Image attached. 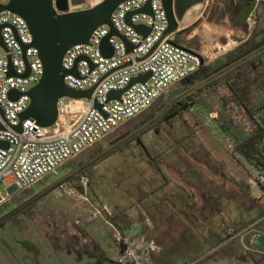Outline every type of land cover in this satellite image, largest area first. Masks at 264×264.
Segmentation results:
<instances>
[{
  "label": "built area",
  "instance_id": "2783aa9c",
  "mask_svg": "<svg viewBox=\"0 0 264 264\" xmlns=\"http://www.w3.org/2000/svg\"><path fill=\"white\" fill-rule=\"evenodd\" d=\"M7 2L0 0V5ZM147 4L150 13L140 11ZM110 23L130 50L119 36L111 35L107 38L111 54L105 56L100 43L111 28L108 24L94 28L86 43L71 46L61 59V68L67 72L63 77L66 87L92 89L90 96H62L57 100V116L51 126L25 119L17 132L19 115L30 102L27 91L39 82L43 66L26 21L15 12L0 10V141L7 143L6 148H0V186H4L0 189V206L14 192L36 185L63 163L144 115L177 84L207 65L198 52L178 42L179 22L176 30L166 33L168 21L162 0H124L110 14ZM248 23L253 24L254 18ZM134 25L148 32H137ZM145 74L149 76L144 81L130 84L133 78ZM11 90L18 96L10 98ZM110 91L120 93L108 98ZM88 186V178L82 175L78 186L67 180L56 187L58 195L88 204L76 224L102 219L117 248V264H155L160 245L144 233H132L117 225L109 207L90 200Z\"/></svg>",
  "mask_w": 264,
  "mask_h": 264
},
{
  "label": "rangeland",
  "instance_id": "374dc122",
  "mask_svg": "<svg viewBox=\"0 0 264 264\" xmlns=\"http://www.w3.org/2000/svg\"><path fill=\"white\" fill-rule=\"evenodd\" d=\"M101 1L83 0V4L76 7L90 8ZM210 1L212 2L211 7L206 6L203 10L201 7H196L190 10L191 13L185 18V24L191 22V25L181 32L183 36L191 32H199L205 35V32L209 31L210 25L213 26L210 30L213 34L216 33L215 29H220V26L217 25L219 23H216V21L219 20L222 12L223 14L226 12V8L223 7L222 0ZM255 15L254 24L259 21L256 25L260 27L262 25L261 7ZM225 25L223 28L229 30L231 25ZM246 25L248 26V24ZM252 25V23H249L248 28L250 29ZM172 90L173 88L155 105L156 107H153L155 109L151 108L144 116L153 113L169 95L177 91ZM260 94V92H257V96L255 90L252 92V101L256 106H260V99L258 98ZM198 97L199 102L191 105L187 111L181 114V117H170L166 121L156 123L157 131L154 129L148 130L149 132L141 134L139 139L146 148L147 154L149 153L148 156H156L155 154H157L156 159L160 162H162V159L159 156L163 154L174 152L180 155L184 154L186 149H189V146H184V144L170 148L169 145L174 141L186 140L188 141L186 145H189L193 143L190 140H195L202 147L206 146V152L209 155L208 175L213 179L212 183L215 182L213 190L219 191V194L225 200H231V198L235 200L237 196L232 194L228 188L230 187V176L232 175L235 179L240 180L241 183V192L239 193L241 217L247 220L245 225L247 226V234L241 240L240 262L243 264L245 256H249L247 264H255L250 259V253H255L257 254L258 263L264 264V227L252 221L251 218L255 215L254 209L257 205L253 202L255 200H249L245 193L247 187L241 190L244 183L243 179H245V183L252 187L250 190L251 195L260 194V198L255 199L258 204L262 203L260 199L264 197V191H262L264 178L261 176V172L248 161L236 146L238 140H243L251 133V122L239 107L228 100V92L224 88L219 87L215 93H208L207 90H204ZM139 118L140 116L124 124L123 127L116 129L93 148L63 163L55 173L46 176L36 185L27 190L14 192L9 201L0 206V217L64 175L79 160L84 159L92 151L105 146L117 134H121L124 128V131H126L137 125L140 121ZM128 145L136 146L137 143L130 141L123 147L126 148ZM260 145H264V140ZM144 148L139 146L140 151H143ZM165 150H168V152ZM142 153L146 156L145 151ZM134 156L127 150L123 152L116 150V152L109 153L84 171V176L86 175L88 178L90 175L88 178L89 185L97 193L100 201L122 209H129L132 203H135L136 192L144 187L141 173L143 171L147 172V168L140 165V159H136ZM214 156H217V159L220 160H215ZM166 160H169V158ZM237 167L238 173L235 172ZM162 170L172 183H175L173 180L177 181L180 178L179 172L168 164L163 163ZM82 174L83 172L78 175L81 176ZM185 187V193L189 194V187L186 185ZM2 188L4 186H0V189ZM201 201L200 195L196 194L193 203L196 204ZM207 201L210 202V199ZM86 208H88L87 203L65 195L60 196L56 188L48 192L25 211L0 224V264H116V246L110 237L109 227L102 219L97 218L89 223L80 222V225L93 235L101 247L99 250L96 248L93 251L95 256L93 254L89 255L91 250L88 249L87 242L78 240L80 238L77 237L78 233L75 230L79 229L77 227L79 224H76L75 221L82 217L87 211ZM224 216L225 219L228 217L226 210ZM225 229L232 233L231 226L225 225ZM212 239L214 237H208L205 244L207 245ZM76 242H79V248L82 246L81 250L75 248ZM186 243L176 242L172 245V250L176 253L177 260L181 264L186 261L187 253L183 251L187 247ZM196 249H201V245L192 247L191 251L195 252Z\"/></svg>",
  "mask_w": 264,
  "mask_h": 264
},
{
  "label": "crops",
  "instance_id": "0c3cea01",
  "mask_svg": "<svg viewBox=\"0 0 264 264\" xmlns=\"http://www.w3.org/2000/svg\"><path fill=\"white\" fill-rule=\"evenodd\" d=\"M222 1L226 12L224 14L222 12L219 20L216 21V23H219L217 25L220 26V29H215V34L212 31V33L210 32L213 27L211 25L205 35L199 32H191L186 36L181 34L191 25V22L185 24V18L191 13L190 10L196 7H201L202 10L206 6L211 7L212 2L210 0H204L202 3L189 8L179 21L178 42L198 52L205 59L207 65L214 61L220 64L226 60L233 49L237 48L244 40H247L254 30L259 32L261 29V26L256 25L259 21L253 23L250 29L248 28V19L256 16L255 14L260 7L258 3L260 0ZM225 24L231 25L229 30L223 28L226 26ZM254 90L256 95L257 92H261L258 88ZM258 98L260 99L259 105L262 107L264 105V95L260 94ZM132 141L136 142L137 145H128L126 148L123 147L117 150L121 152L127 150L130 154L135 155L136 159H140V165L147 168V172L143 171L141 173L144 187L136 192L135 203H132L129 209H122L115 205L110 206L100 201L97 193L89 185L88 196L90 200L95 205L104 204L109 207L113 211V221L125 230L132 233H144L154 239L160 245V251L154 255L155 264H181L177 260L176 253L172 250V245L176 242L186 243V241L187 247L183 251L187 253V256L186 261L182 262L183 264H241V240L247 234V226H244L247 224V220L241 217L240 180L235 179L232 175L230 176V187L228 188L232 194L237 196V199L225 200L219 194V191L213 190L215 182L212 183L213 179L208 175L209 155L206 152V146L202 147L195 140H190L193 143L189 145H186L188 142L186 140L174 141L169 145L170 148L184 144V146H189V149H186L185 153L180 155L174 152L163 154L159 156L162 159V162H160L156 159L157 154H155L156 156H148L149 153L147 154L141 141ZM139 146L144 148L143 151H140ZM144 151L146 156L142 153ZM165 151L168 152V150ZM113 152H116V150ZM217 156L213 158L220 160L217 159ZM167 158L169 160H166ZM163 163L170 165L175 171L179 172L180 178L177 181L173 180L175 183H172L166 177L162 170ZM235 172L238 173V167ZM243 182H246L245 179H243ZM185 185L189 187V194L185 193ZM246 187L247 191L245 190V193L249 200H255L253 202L257 205L254 209L255 215L251 219L254 223L260 224L261 219L264 218V197L260 199L262 203L258 204L255 198L259 199L261 195H251L250 190L252 187L248 185ZM262 188V191H264V187ZM195 190L197 191L195 192ZM196 194L200 195L202 201L195 204L193 202ZM208 199H210V202L207 201ZM225 210L228 212L226 219L224 216ZM225 225L231 226L232 233L226 231ZM77 227L79 229L75 232L78 233L77 237L80 238L78 240L88 243V249L91 250L89 255L93 254L96 248L98 250L101 248L98 241L86 228L80 224ZM211 236L214 239L206 245L208 237ZM199 245H201V249H196L195 252L191 251L192 247H198ZM79 246V242H76L75 248L81 250L82 246L80 248ZM115 249L117 253V248L115 247ZM93 255L95 256V254ZM250 255L252 262L259 264L257 254L250 253ZM248 257L245 256L243 264L249 262Z\"/></svg>",
  "mask_w": 264,
  "mask_h": 264
},
{
  "label": "water",
  "instance_id": "95a60500",
  "mask_svg": "<svg viewBox=\"0 0 264 264\" xmlns=\"http://www.w3.org/2000/svg\"><path fill=\"white\" fill-rule=\"evenodd\" d=\"M122 1L124 0H102L96 5L85 9L76 7L82 5L83 0H8L7 4L0 5V10L7 9L15 12L26 21L33 37L32 45L37 48L43 66V74L39 82L27 91L30 102L28 107L19 115V123L15 127L17 132L21 131V122L25 119L34 120L39 126H51L55 122L57 116V100L62 96L76 99L88 98L90 96L92 89L78 91L66 87L63 82V77L67 72L61 68V59L65 51L71 46L86 43L94 28L101 24H108L111 28L109 34L100 43V50L105 56L111 54V48L107 43V38L111 35L119 36L126 44L127 50H130V45L113 29L110 23V14L117 4ZM203 1L204 0H162L168 21L166 33L176 30L178 28V22L181 21L185 12L192 6L200 4ZM140 11L150 13L149 4L141 8ZM128 19L129 16L127 17V21ZM134 29L144 35L148 32V29L141 25H134ZM263 48L264 44L254 48L238 59H235L196 81L178 95H186L199 86L205 85L214 78L235 67L240 62L252 57ZM71 72L74 73L75 70L73 69ZM9 74H11V71ZM148 76L149 74L137 76L131 80L130 84L136 81H144ZM119 93L118 91H110L108 93V98L118 96ZM16 96H18L16 91L11 90L9 92L10 98H15ZM155 117L156 115L151 120L127 133L125 136L108 144L89 160H95L100 155L122 144L123 141L136 131L152 122ZM6 147L7 143L0 141V148ZM78 168L79 166L69 170L64 175L33 194L30 198L2 215L0 217V223L4 218L13 214L34 198L52 191L59 184L67 181L69 176Z\"/></svg>",
  "mask_w": 264,
  "mask_h": 264
},
{
  "label": "trees",
  "instance_id": "16d2710c",
  "mask_svg": "<svg viewBox=\"0 0 264 264\" xmlns=\"http://www.w3.org/2000/svg\"><path fill=\"white\" fill-rule=\"evenodd\" d=\"M258 3L262 8V25L260 31L257 32L254 30L247 40H244L239 44L237 48L233 49L230 52V54L226 57V60H224L220 64L216 61L209 63L205 67H202L198 72L185 78L183 81L177 84L173 88V90L175 89L177 91H180L182 89H185L189 85L216 71L229 61L236 59L242 54L260 45L262 41H264V37L261 40L255 39L257 34L262 33L264 35V1L260 0ZM219 87L224 88L228 92V100L235 106L239 107L243 111L244 115L250 120L252 126L251 133L243 140H238L236 146L239 151H241L243 155L248 159V161L262 172V175L264 177V145H260V143L264 140V115L262 112L264 110V105H262V107L256 106L251 100L252 92L256 88L260 89L261 95H264V50L239 63L235 67L219 75L205 85L199 86L197 89L183 96L179 101L172 103L165 109L160 119H158L153 124L144 127L135 135L128 137L125 141H123L122 144H119L108 152L100 155L98 158L93 160L92 163H90L84 170L79 171L78 174L83 172L82 175H84V171L88 167L96 164L99 160L107 156L109 153L122 148L126 143L132 140L140 141V135L147 132L148 130L154 129L155 131H157L156 123L166 121L170 117H181V114L184 111H187L191 105L199 102L198 96L202 91L207 90L208 93H215ZM78 174H76L78 178L76 176L69 177L68 181H71L74 185H78V179L80 177V175ZM73 178L75 179L73 180ZM246 185L247 184L244 182L241 190H243ZM47 193L34 198L30 202L22 206L19 210L4 218L0 224L25 211L34 202L40 200ZM260 225L264 227V218L261 219Z\"/></svg>",
  "mask_w": 264,
  "mask_h": 264
},
{
  "label": "flooded vegetation",
  "instance_id": "af4514ba",
  "mask_svg": "<svg viewBox=\"0 0 264 264\" xmlns=\"http://www.w3.org/2000/svg\"><path fill=\"white\" fill-rule=\"evenodd\" d=\"M264 37V35L261 33V34H257V36L255 37V39H257V40H261L262 38ZM262 44H264V41H262V43L260 44V45H262ZM260 45H258V46H260ZM258 46H256V47H258ZM256 47H254V48H256ZM253 48V49H254ZM253 49H251V50H253ZM250 50V51H251ZM262 50H264V48L262 49ZM262 50H260V51H262ZM250 51H248V52H250ZM260 51H258V52H260ZM248 52H246V53H248ZM257 52V53H258ZM246 53H244V54H246ZM256 53V54H257ZM244 54H242L241 56H243ZM241 56H239V57H241ZM254 56V55H253ZM239 57H237L236 59H238ZM235 60V59H234ZM234 60H231V61H229L228 63H230V62H232V61H234ZM245 61V60H244ZM243 62V61H242ZM228 63H226V64H228ZM241 63V62H240ZM225 64V65H226ZM224 66V65H223ZM222 67V66H221ZM195 83V82H194ZM192 85V84H191ZM190 86V85H189ZM188 86V87H189ZM188 87H186V88H188ZM185 88V89H186ZM185 89H182V90H180V91H177V92H174V93H172L171 95H169V97L164 101V102H162L157 108H156V110L153 112V113H148V114H146L145 116L144 115H142V116H140V121L137 123V125H135V126H133V127H130L129 129H127L126 131H124V132H122L121 134H119L117 137H115V138H113L112 140H110L105 146H107L108 144H111V143H113V142H115L116 140H118L119 138H121V137H123V136H125L127 133H129L130 131H132V130H134V129H136L137 127H139L140 125H142L143 123H145V122H147V121H149V120H151L155 115H156V117H155V119H153V121L152 122H150L149 124H147L146 126H148V125H150V124H153L154 122H156V120H158V119H160L161 117H162V115H163V113H164V111H165V109L167 108V107H169L172 103H175V102H177V101H179L183 96H185V95H178L180 92H182L183 90H185ZM195 90V89H194ZM193 91V90H192ZM178 95V96H177ZM156 107V106H155ZM153 109H155V108H153ZM146 126H144V127H146ZM143 127V128H144ZM142 128V129H143ZM141 130V129H140ZM140 130H138V131H136L134 134H132L131 136H133V135H135L136 133H138ZM105 146H103V147H100V148H98V149H96V150H94V151H92L89 155H87L84 159H81V160H79L71 169H73V168H75V167H77V166H79V168L74 172V173H72L69 177H74V176H76V174H78V172L79 171H82V170H84L90 163H92V161L93 160H89L90 158H92L95 154H97L101 149H103ZM88 160V161H87ZM87 161V162H86ZM70 169V170H71ZM41 190V189H40ZM39 190V191H40ZM32 196V195H31Z\"/></svg>",
  "mask_w": 264,
  "mask_h": 264
},
{
  "label": "bare ground",
  "instance_id": "6f19581e",
  "mask_svg": "<svg viewBox=\"0 0 264 264\" xmlns=\"http://www.w3.org/2000/svg\"><path fill=\"white\" fill-rule=\"evenodd\" d=\"M247 30H248V28H247Z\"/></svg>",
  "mask_w": 264,
  "mask_h": 264
}]
</instances>
